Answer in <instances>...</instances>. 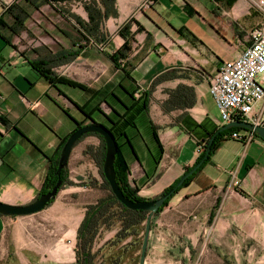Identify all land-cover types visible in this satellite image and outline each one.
Instances as JSON below:
<instances>
[{
  "label": "crops",
  "instance_id": "crops-1",
  "mask_svg": "<svg viewBox=\"0 0 264 264\" xmlns=\"http://www.w3.org/2000/svg\"><path fill=\"white\" fill-rule=\"evenodd\" d=\"M17 1L0 0V19L12 17L6 11ZM85 5L43 4L38 10L45 17L32 27L28 19L17 35L10 29L14 21L0 28L2 203L34 201L63 141L77 128H108L109 121L117 124V136L131 142L123 147L130 187L143 200L158 198L193 167L196 150L221 128L211 78L249 46L254 29L264 27V12L250 0H115L116 16L103 18L98 31ZM95 7L103 14L100 3ZM128 23L131 50L116 67L111 57L125 42L118 31ZM40 63L86 89L50 83L32 67ZM144 93L149 103L141 111L137 100ZM254 111L264 120V102ZM100 147L94 136L74 146L70 184L46 216L60 224L49 239L30 247L18 217L0 216V264H76L67 241L76 245L85 207L105 196L85 181L96 167L85 153ZM118 230L101 229L93 251ZM140 252L136 248L134 261L122 264H139ZM208 252L225 264H264V141L257 136L247 144L230 137L220 143L210 162L152 218L144 264H200Z\"/></svg>",
  "mask_w": 264,
  "mask_h": 264
},
{
  "label": "trees",
  "instance_id": "trees-1",
  "mask_svg": "<svg viewBox=\"0 0 264 264\" xmlns=\"http://www.w3.org/2000/svg\"><path fill=\"white\" fill-rule=\"evenodd\" d=\"M29 5L33 6L34 8H39V6H42L43 4H57V3H71V2H82L85 5V10L89 15V21L91 25L94 27V30L98 31L103 18H107L109 16H116V11L114 8L115 0H25ZM97 2L100 3L103 6L104 12L98 10L95 6L97 5ZM8 10V9H7ZM14 19V26L15 28L11 27V31L13 34H19L20 30H23L21 24L18 21L17 16L12 17ZM5 28L6 25L4 22L0 19V28ZM129 31V23L125 24L119 31L118 34L125 40L123 46L111 57V60L113 64L118 67L119 62L121 60H124L127 58V54L131 50L130 46V37L128 35ZM140 31V29H138ZM32 67L47 81L50 83H62V84H68L69 86L85 90L86 88L82 85L66 81L62 78L55 77L50 70L44 68L43 64H32ZM127 74V73H126ZM128 75V74H127ZM133 98V95H131ZM141 100V111H146V108L149 103L148 94L144 93L141 94L140 98L137 101ZM134 109L133 106L131 107H125V114L124 116L120 117L125 119L131 111ZM111 126L107 129L114 135L116 143H117V155L115 158L114 163V170L116 175V181L124 195V197L134 200V201H144L142 198L138 196V191L136 189H133L130 187L128 182V174H129V168L128 164L126 162V159L123 154V147L124 146H131V143L129 139L126 137L125 134H120L119 136L116 135L115 132V126L117 124L109 121ZM219 131V130H218ZM215 132L210 136L208 141L211 138H214V141L211 145V151L208 155V157L204 160L201 167L196 171V173L189 177L183 185L178 188L174 194L164 203V205L159 209V211L154 215L158 216L163 209L168 205L171 198L177 194L181 189L185 188L188 183L194 178V176L206 165L210 162V158L212 154L217 150L220 143L227 140L228 137H230L235 132L243 131L242 129L238 128H232L229 130H226L224 132ZM87 136H94L99 139L101 143L100 149L97 151L96 154H92L91 150L92 148H88L86 151V155H89L94 160L98 170L99 174L102 179L103 188L106 190V194L104 197L97 200L95 204L88 205L85 207V214L84 218L78 228L77 231V243H76V264H122L125 261H131L133 262L134 259L131 258V252L136 250V248L141 249L143 236L145 232V222L148 216L147 212L143 211H131L127 208H125L123 205H121L114 195L111 193V190L109 188L108 183L106 182L103 173H102V165L105 158V146L102 138L95 134H88L83 136L77 143H79L83 138ZM119 138H124V142L121 144L119 142ZM154 141L159 144V140L157 138V134L154 131L153 133ZM67 138L63 141L62 147L65 144ZM207 141V142H208ZM206 142V143H207ZM76 143V144H77ZM205 143V144H206ZM54 160L51 161L47 177L45 179V182L43 184V187L39 193V195L47 193L52 189V187L56 184L58 181V177L55 175L59 155L61 152V149ZM205 146L203 148V151L199 155L198 159L196 160L195 164L199 163L204 155ZM194 164V165H195ZM193 165V166H194ZM191 168L187 169L185 173L190 171ZM60 180L62 181L61 187L58 190V193L62 190V188L65 185H69L68 182V172L67 167L61 172L60 174ZM179 179L175 181L170 187H168L159 197L163 196L165 193L172 190ZM38 195V196H39ZM54 201L50 202L46 208L51 206ZM45 208V209H46ZM1 216V215H0ZM118 227V231L114 238L112 240L107 241L101 248H99L97 251H93L96 239L100 233V230L103 229L105 231H110L115 227ZM129 238L135 239L133 241H129L126 244H123L126 240ZM140 257L138 258L139 261Z\"/></svg>",
  "mask_w": 264,
  "mask_h": 264
},
{
  "label": "built area",
  "instance_id": "built-area-1",
  "mask_svg": "<svg viewBox=\"0 0 264 264\" xmlns=\"http://www.w3.org/2000/svg\"><path fill=\"white\" fill-rule=\"evenodd\" d=\"M250 1L264 12V1ZM209 94L215 101L221 127L234 122L264 126L262 114L254 111L256 105L264 102V27L250 33V44L241 55L219 67L210 80ZM255 137L253 132L245 130L230 136L244 144ZM203 148H198L196 153L201 154ZM67 245L75 252L76 245L70 241Z\"/></svg>",
  "mask_w": 264,
  "mask_h": 264
},
{
  "label": "water",
  "instance_id": "water-1",
  "mask_svg": "<svg viewBox=\"0 0 264 264\" xmlns=\"http://www.w3.org/2000/svg\"><path fill=\"white\" fill-rule=\"evenodd\" d=\"M232 128H238L245 131L253 132L258 138L264 141V126H254L247 123L234 122L221 127L218 132L221 133ZM88 134L98 135L102 138L104 142L105 158L102 165V173L106 182L109 185L111 193L114 195L116 200L125 208L131 211H143L148 213L145 222V232L142 240L140 259H139V264H144L152 218L164 205V203L174 194V192L178 188H180L189 177L193 176L196 173V171L201 167L204 160L208 157L211 151V145L214 141V138H211L205 144V149H204L205 155L203 159L199 163L191 167L190 171L184 173L179 178V181L172 190L165 193L163 196L153 200L134 201L124 197L116 181L114 163L117 155V143L114 135L106 127L102 125L90 124V125L82 126L80 128H77L69 135V137L67 138L65 144L61 149L57 169L55 172V175L58 177V181L52 187V189L47 193L39 195L34 201H32L27 205H9L0 202V215L4 217H28L42 212L50 202L54 201L58 194V190L60 189L62 184V181L60 180V174L68 166L69 158L74 146L83 136Z\"/></svg>",
  "mask_w": 264,
  "mask_h": 264
},
{
  "label": "rangeland",
  "instance_id": "rangeland-1",
  "mask_svg": "<svg viewBox=\"0 0 264 264\" xmlns=\"http://www.w3.org/2000/svg\"><path fill=\"white\" fill-rule=\"evenodd\" d=\"M38 9H39L38 7L34 8L33 6L29 5L25 0H18L16 3H14L6 11V13L10 12L12 17L14 14L17 13L19 15V16H17L18 21L21 24V26L23 27L22 29H24V22L26 20L29 19L28 25L32 27L33 21H37V20H40V19L45 17L44 12L42 10L39 11ZM12 17L9 19V17L4 16L1 18V20L7 26L8 25L7 21H10V22L14 21V19ZM29 35H30V37H34L32 34H29ZM124 141H125L124 138H119V142L121 144ZM93 172H94V177H91V179H89V180L85 179V181L87 184L91 185L92 187H95V189L100 192V195L103 196L107 192L103 188L102 179H101V176L99 174V170H98L97 166L96 167L93 166ZM178 193L175 194L171 198V200L175 199V197H177ZM55 204H56V199H55V202L49 208L45 209L44 211H42L38 214L31 215L28 217H18L17 218L18 221L21 223V227L24 229L25 237L28 240V243H27L28 246L29 245H30V247L32 245L37 246L38 241L44 239L45 236L47 237V239H49L50 238L49 235L51 234V231L56 229V227H58L60 225V224H57L54 222L51 223L48 220H46L47 214L53 210V207L55 206ZM75 207H77V205H75ZM237 244H238V242L235 241L233 245H235L237 248ZM234 254H239V249H235ZM199 259L201 260L200 264H225V262L221 258L216 256V254L214 252H208V253H206V255H204L202 258H199Z\"/></svg>",
  "mask_w": 264,
  "mask_h": 264
}]
</instances>
